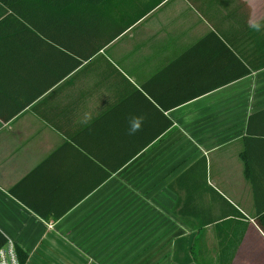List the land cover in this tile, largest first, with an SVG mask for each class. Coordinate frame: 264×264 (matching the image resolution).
<instances>
[{
  "label": "crops",
  "instance_id": "0c3cea01",
  "mask_svg": "<svg viewBox=\"0 0 264 264\" xmlns=\"http://www.w3.org/2000/svg\"><path fill=\"white\" fill-rule=\"evenodd\" d=\"M5 16L0 232L20 264L264 250V0H84L33 27ZM206 232L230 245L219 261L196 244Z\"/></svg>",
  "mask_w": 264,
  "mask_h": 264
},
{
  "label": "trees",
  "instance_id": "16d2710c",
  "mask_svg": "<svg viewBox=\"0 0 264 264\" xmlns=\"http://www.w3.org/2000/svg\"><path fill=\"white\" fill-rule=\"evenodd\" d=\"M82 1L84 0H0V16L6 15L4 17L6 18L10 15L13 18H21L33 27L34 19L38 18V14L41 12L49 13V10L52 8H58L59 10V8H64L67 3H78ZM260 216V226L264 231V212H261ZM4 240V235L0 232V246L4 243ZM193 259H196L195 255H193Z\"/></svg>",
  "mask_w": 264,
  "mask_h": 264
},
{
  "label": "rangeland",
  "instance_id": "374dc122",
  "mask_svg": "<svg viewBox=\"0 0 264 264\" xmlns=\"http://www.w3.org/2000/svg\"><path fill=\"white\" fill-rule=\"evenodd\" d=\"M211 235L212 234H207V232L204 233V234L199 235L198 238H197V240H196V244L198 245L200 243H204V244L205 243H209V245L211 247H214L216 250H218L217 251V255L216 254L214 255L215 256V259H214V257L211 258L212 261L215 260V262H216V260L219 261V259L221 258L219 256V254L222 252V249H229L230 248L229 247L230 245L228 243H226V240H227L226 238H222V239H220V241L219 240L218 241L215 240L213 242V240L210 237ZM216 241L219 243L218 246L216 245ZM220 250H221V252H220ZM218 252H219V254H218ZM238 252L240 254L238 255V258L237 259L236 258H231L228 255H225L224 256V259L226 260V262H228V264H251V263H253V261H250L249 262L248 260L250 258H252V257H262L264 259V250H257L256 252H254V251H249V252L248 251H244V252L238 251ZM252 252H254V254H252ZM243 254H246L247 256L246 257H242V256H244ZM256 254H258V256H256Z\"/></svg>",
  "mask_w": 264,
  "mask_h": 264
},
{
  "label": "built area",
  "instance_id": "2783aa9c",
  "mask_svg": "<svg viewBox=\"0 0 264 264\" xmlns=\"http://www.w3.org/2000/svg\"><path fill=\"white\" fill-rule=\"evenodd\" d=\"M4 243L0 246V264H20L14 241L4 235Z\"/></svg>",
  "mask_w": 264,
  "mask_h": 264
}]
</instances>
